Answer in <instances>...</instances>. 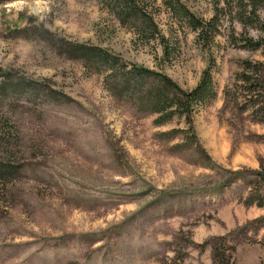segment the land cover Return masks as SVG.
<instances>
[{
    "label": "rangeland",
    "instance_id": "1",
    "mask_svg": "<svg viewBox=\"0 0 264 264\" xmlns=\"http://www.w3.org/2000/svg\"><path fill=\"white\" fill-rule=\"evenodd\" d=\"M131 1L0 0V264H264V0Z\"/></svg>",
    "mask_w": 264,
    "mask_h": 264
},
{
    "label": "trees",
    "instance_id": "2",
    "mask_svg": "<svg viewBox=\"0 0 264 264\" xmlns=\"http://www.w3.org/2000/svg\"><path fill=\"white\" fill-rule=\"evenodd\" d=\"M259 1L260 0H254V5L259 3ZM119 2L126 10H130L131 12H139L138 10H136L138 7L131 0H119ZM182 17L187 21L193 31H196L198 34H200V36L201 33H206L207 35V31L209 30L208 27L211 25V23L207 24L202 20H199L184 8L182 9ZM205 39H207V37ZM85 50L86 52H88V54H92L94 56L99 55L100 59L102 58L103 60H105L107 64L115 66V58L106 50L100 51L94 48H86ZM131 72H133L135 76L139 78L144 75H156L159 81L162 83L164 91L163 94L161 90H157V93L155 95L154 93H152L153 95L151 96L150 93L148 96H145V100L151 103L153 105V108L156 111L160 112L162 116L172 112H180V109L182 110V112H189L192 107L202 102L205 95L209 96V98H213L215 96V91H213L212 79L208 68L203 71L201 79L199 80L196 87L187 92L183 91L177 84L172 82L163 73L156 72L139 65H134L131 68ZM171 89L173 90L174 94L172 96L165 95V93H167ZM175 89L181 94L182 97H179V95L175 92ZM168 107H172L174 109L172 111H169L167 110ZM161 119L157 120V122L161 121ZM3 178L4 175H1L0 179Z\"/></svg>",
    "mask_w": 264,
    "mask_h": 264
}]
</instances>
